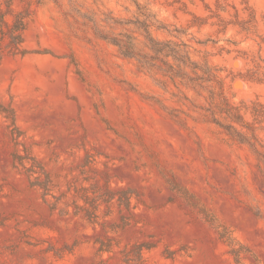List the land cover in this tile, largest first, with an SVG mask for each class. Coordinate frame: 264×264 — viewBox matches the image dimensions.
<instances>
[{
	"label": "rangeland",
	"instance_id": "1",
	"mask_svg": "<svg viewBox=\"0 0 264 264\" xmlns=\"http://www.w3.org/2000/svg\"><path fill=\"white\" fill-rule=\"evenodd\" d=\"M245 1L264 33V0H220L222 13ZM136 2L172 30L153 27L156 36L173 38L190 12L206 15L205 4L215 8L216 0H14L18 11L31 6V16L28 53L0 62V264H91L104 227L117 251L154 245L144 264H264V157L94 33L88 18L110 30L105 20L134 17ZM210 32L178 36L195 58L223 69L233 101H264V84L231 78L252 63L197 42ZM237 47L258 48L252 39ZM38 176L48 182V200L32 184ZM110 190L116 197L95 206L92 197ZM76 206L97 210L104 225L60 211Z\"/></svg>",
	"mask_w": 264,
	"mask_h": 264
},
{
	"label": "trees",
	"instance_id": "2",
	"mask_svg": "<svg viewBox=\"0 0 264 264\" xmlns=\"http://www.w3.org/2000/svg\"><path fill=\"white\" fill-rule=\"evenodd\" d=\"M43 1L30 0V3L41 4ZM136 5V15L132 18L112 16L105 20L112 28L110 30H104L96 19L88 18L93 23L95 35L115 45L124 57L133 59L138 69L150 74L162 88L167 91L174 88L172 95L189 104L191 110L203 114L209 122L234 141L248 145L255 153L264 157L261 152L263 138L260 135V132L264 131V101L260 96L249 101H233L225 90V78L221 75L223 69L212 64L206 57L195 58L192 44L178 36L191 28L196 27L200 31L210 26L213 32L208 33L206 39L197 42L203 45L212 42L219 46L221 52H236L234 58L242 59L246 64H253V67H248L246 71L230 72L232 79L264 84V33L258 31L259 21L254 7L247 1L241 2L240 6L233 5L234 11H230L227 16L222 13L227 11L225 5L216 0L215 8L205 4L208 11L206 15L190 12L192 16L186 26L174 29L178 33L174 36L176 38H160L154 34L152 28L168 30V26L148 11L145 5L138 2ZM30 16L31 6L18 11L14 7V0H0V62L7 54L28 53L23 44ZM116 27H121L122 30L115 32ZM231 30H234L232 36L241 35L243 39L238 41L230 36L225 39L226 44H219L221 35L225 36ZM248 39L254 40L258 46L256 50L237 47L240 42ZM231 45L235 48H231ZM189 92L192 95H189ZM162 107L168 109L165 104H162ZM40 179L38 176L32 184L43 189L42 195L48 200V182ZM115 197L116 194L110 190L107 194H97L92 200L94 199L95 206H99L101 202H110ZM125 198L130 205L131 196L128 194ZM54 199L50 204L52 210L56 211L59 209L60 199L56 196ZM60 211L62 214L80 216L94 225L102 224V217L94 209L76 206L73 212L66 208H61ZM103 230L104 235L94 239L98 257L92 258L91 264H144L145 249L151 250L154 247L151 244L139 243L134 244L132 249L117 251L114 248V236L107 227ZM230 245V252L239 262L240 251L231 243ZM104 253L109 256L104 257Z\"/></svg>",
	"mask_w": 264,
	"mask_h": 264
}]
</instances>
